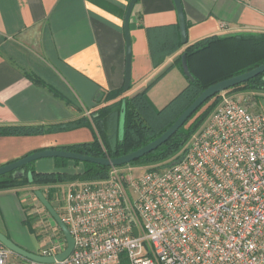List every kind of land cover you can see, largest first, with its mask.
Segmentation results:
<instances>
[{"label":"built area","instance_id":"1","mask_svg":"<svg viewBox=\"0 0 264 264\" xmlns=\"http://www.w3.org/2000/svg\"><path fill=\"white\" fill-rule=\"evenodd\" d=\"M251 97L221 92L171 161L67 184L59 214L74 248L64 260L13 259L0 240V264H264V112ZM66 248L57 231L34 252Z\"/></svg>","mask_w":264,"mask_h":264},{"label":"crops","instance_id":"2","mask_svg":"<svg viewBox=\"0 0 264 264\" xmlns=\"http://www.w3.org/2000/svg\"><path fill=\"white\" fill-rule=\"evenodd\" d=\"M128 2L0 0V126H50L52 131L47 133H60L94 125L99 108L117 104L160 74L165 73L150 93L168 73L184 75L177 60L188 44L215 34L264 33V0H182L188 34L185 44L174 0H138L130 19L131 88L106 100L108 92L124 88L123 25ZM116 110L111 111L115 117ZM30 136L2 135L0 144L10 137ZM54 142L44 148L73 144ZM18 158L3 154L0 166ZM12 190H0V211L18 209ZM0 216L5 227L0 231L28 249L27 242L12 235Z\"/></svg>","mask_w":264,"mask_h":264},{"label":"trees","instance_id":"3","mask_svg":"<svg viewBox=\"0 0 264 264\" xmlns=\"http://www.w3.org/2000/svg\"><path fill=\"white\" fill-rule=\"evenodd\" d=\"M183 53L187 54L189 69L194 77L193 80L184 74L182 68ZM263 62L264 33L215 34L201 38L188 44L178 58L177 65H179L188 82L165 105L157 107L149 96L151 87L165 74L162 73L133 95L121 97L116 102L117 104H108L99 108L93 118L98 135H95L92 141L77 142L52 148L68 149L93 156L115 157L126 154L160 136L206 87L221 79L250 70ZM238 89L264 93V72L228 89V91ZM125 92L124 88L112 90L108 92L105 99L112 100L118 98ZM220 94L218 93L204 102L164 144L139 159L124 165L140 164L150 167L151 165H158L173 159L217 107L220 101ZM124 102V134L122 138L117 139L114 145H110L105 134V124L113 115L111 111L114 109L117 108L116 116H121ZM51 131L50 126L43 128L41 125L0 126V136H30ZM55 159L62 166H66L69 162L82 164L83 169L76 173L68 171L41 172L33 168L30 169L29 164H27L23 168L0 175V190L39 186V189L44 193L43 187H47V192L44 194L52 203L51 191L54 185L74 180L103 179L108 177L111 169L110 166L92 162H82L61 157H55ZM22 170H24V175H20ZM24 221L28 222L29 217L26 216ZM57 231L59 235H62L60 228L57 227Z\"/></svg>","mask_w":264,"mask_h":264},{"label":"rangeland","instance_id":"4","mask_svg":"<svg viewBox=\"0 0 264 264\" xmlns=\"http://www.w3.org/2000/svg\"><path fill=\"white\" fill-rule=\"evenodd\" d=\"M183 76L184 75H182V73H177L176 71L168 73L164 79L153 88L152 92H149L151 100L157 107H162L174 97L178 91L177 89H180V87L185 85L182 84V80H186V83L188 82L187 79H181L186 78ZM228 93L243 99L246 98L247 94H249V96H252L251 99H253L256 103L255 108L264 112V93H257L242 89L228 91ZM208 118L205 120V122H203L201 127L206 124ZM105 134L110 145H114L117 139L120 138V117H115L112 115L111 118L106 121ZM95 135H98V131L96 127L91 124L69 132L42 133L30 137H10L5 139L3 144H0V156L11 153V155H19L21 158L32 152L42 150L44 147H47V145H52V143H55L54 141H58L57 143L66 144L92 141ZM130 166L133 167L132 171L135 173V175H138L141 171L149 167L148 165L140 164H130ZM29 168L44 171L57 170L76 173L83 169V165L69 162L66 166H62L61 164L57 163L55 157H44L29 163ZM71 182L72 181L60 183L56 186L54 185L52 188V204L57 210H60V207L63 204V196L68 190L67 184ZM21 188L22 187L14 188L15 190L10 191V193L13 194V200L19 203L18 209L16 208L14 211L10 212L8 210L2 209L0 211V215L2 213L6 226L12 235L16 234L17 236L22 237L27 242L29 246L28 249L31 251H39L42 243L51 238L53 234H56L58 226L56 227L54 218L35 196L34 191L39 189V186L35 188ZM43 189L45 190L44 193H46L47 187H43ZM26 216L29 217L28 222L24 221ZM2 221L3 220L0 216V224ZM0 227L2 230L5 229L2 224ZM12 258L18 260L20 256L13 253ZM123 264H128V260L123 262Z\"/></svg>","mask_w":264,"mask_h":264},{"label":"water","instance_id":"5","mask_svg":"<svg viewBox=\"0 0 264 264\" xmlns=\"http://www.w3.org/2000/svg\"><path fill=\"white\" fill-rule=\"evenodd\" d=\"M138 0H129L124 16V34L126 41V64H125V78H124V89L128 90L132 83V61H133V48H132V36L130 29V19L134 9L135 4ZM179 26L181 33V41L182 43H187L188 34H187V21L186 15L184 11V6L182 0H174ZM182 68L184 74L189 77L191 80L194 79L193 74L191 73L188 65L187 54L183 53L182 55ZM264 72V62L250 70L244 71L242 73L221 79L215 83H212L208 87H206L196 98L195 100L178 116V118L173 122V124L167 128L160 136L150 141L149 143L130 151L126 154H122L119 156L111 157V156H93L89 154H83L80 152L71 151L68 149L62 148H44L39 151L32 152L24 157H21L15 161L4 164L0 166V175L5 174L7 172L17 170L19 168H23L27 164L31 163L34 160L44 158V157H61L68 158L73 160H80L82 162H92L105 166H121L124 164H128L134 160L139 159L140 157L152 152L157 149L159 146L168 141L177 131L178 129L185 124V122L192 116V114L209 98L214 95L226 91L238 84L246 82L251 78L261 74ZM124 123H125V102L122 106L121 116H120V138L123 137L124 134ZM20 175H24V170L20 172ZM38 200L42 203V205L47 209L50 215L54 218L57 226L61 229L67 240V248L57 254L56 256H41L36 254L34 251H31L13 241L9 236L0 231V240L15 254L21 255L23 257L45 262V263H53L56 260H64L69 256L74 248V237L72 236L70 229L62 220L58 210L53 206V204L49 201L47 196L43 193L41 189H36L34 191ZM135 233L137 230L134 229Z\"/></svg>","mask_w":264,"mask_h":264}]
</instances>
